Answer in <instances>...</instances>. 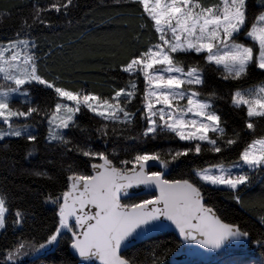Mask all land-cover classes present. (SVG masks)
I'll return each instance as SVG.
<instances>
[{
    "label": "snow or ice",
    "instance_id": "snow-or-ice-1",
    "mask_svg": "<svg viewBox=\"0 0 264 264\" xmlns=\"http://www.w3.org/2000/svg\"><path fill=\"white\" fill-rule=\"evenodd\" d=\"M111 6L123 27L135 21L139 33L150 31L152 37L147 43L135 37L138 47L117 66L129 79L107 94L76 87L42 67L55 49L49 45L41 55L35 33L54 29L46 17L50 12L71 24L67 18L76 0H52L47 7L34 3L13 36L0 40V141H25L26 158L41 150L54 153L51 168L25 174L52 178L59 161L66 189L43 196L53 208L54 224L38 238L25 231L35 219L23 206L28 188L14 192L0 185V264H45L62 243L73 251L74 264H139L142 253L124 254L130 246L173 227L183 238L177 248L196 245L228 253L232 246L254 244L261 259L243 256L224 264H264V215L256 231L228 221L206 200L210 190L227 191L251 209L255 204L241 193L264 184V133L256 131L257 121H264V80L252 82L253 73L264 76V0H112ZM210 70L230 86L233 111L243 114L239 127L222 117L216 93L205 92ZM37 87L52 95L42 102L45 107L35 100ZM133 101L140 104L135 112L129 109ZM81 114H91L98 126L82 127ZM140 121L141 131L131 135ZM38 123L47 128L43 145ZM158 140L180 147L149 150ZM97 141L103 150L94 147ZM233 152L235 159L228 155ZM213 154L224 159L168 178L190 157ZM137 191L143 195L133 199ZM259 206L264 209V199ZM148 251L151 264H162L171 249Z\"/></svg>",
    "mask_w": 264,
    "mask_h": 264
},
{
    "label": "trees",
    "instance_id": "trees-1",
    "mask_svg": "<svg viewBox=\"0 0 264 264\" xmlns=\"http://www.w3.org/2000/svg\"><path fill=\"white\" fill-rule=\"evenodd\" d=\"M52 0H0V14H3V21L0 23V40L12 37L18 29L23 17H27L32 11L34 3L41 7H47ZM211 2V0H208ZM112 0H76V7L71 9V15L67 18L72 21L66 23L63 15L57 16L55 12L46 14L55 25L53 30L39 28L35 35L40 37L43 55L51 45L55 51L51 58L46 60L42 67L51 69L54 74L66 82H74L76 87H86L95 89L105 94L109 93L113 87H121L128 81L127 74L118 70V65L125 61L129 55L138 47L135 39L141 35V43H147L152 37V33H139L136 22L132 27H123V21L113 19L118 9L111 6ZM62 47H58L61 46ZM264 80L258 72L253 73L252 82L258 83ZM230 86L221 83L218 73L210 70L207 77L205 92H215L217 96L216 107L220 110L222 117L227 124L233 128L239 127L243 120V114L233 111L229 101ZM35 100L45 107L43 101H51L52 95L42 87L33 90ZM140 104L133 101L129 109L135 112ZM80 124L82 127L91 130L98 126V121L91 114H81ZM140 121L131 135H137L141 131ZM38 137L43 145V138L46 135V124L38 123ZM257 134L264 133V121H257ZM78 140H83L81 133H73ZM93 139L95 134L93 133ZM8 147L5 148L4 144ZM29 145L19 138H6L0 141V185L7 187L11 191H17L21 186L28 188V193L23 197V206L30 208L35 219L29 220L25 231L43 236L45 231L54 224L53 208L42 202L43 196L48 193L59 194L66 190L65 174L57 167L52 178H39L25 174V170L51 168L50 160H53L54 153L41 150L32 157L26 158ZM46 147V146H45ZM94 147L103 150V145L97 141ZM112 145L109 144V148ZM180 147L179 143L158 140L148 145L149 150H159L166 148ZM232 159L236 158V153L228 154ZM123 158V157H122ZM224 159L220 154L200 157H190L178 168L172 169L168 178H180V173L189 167L206 166L211 160ZM77 162H79L77 160ZM66 171V169H65ZM246 195L241 193L246 202L255 204L254 208L242 207L241 204L231 199L227 191L210 190L206 200L210 205H214L227 216L228 221L243 222L251 225L256 231H261L257 220L260 215H264V209L260 208L259 202L264 199V184L257 182ZM136 197H133L135 199ZM67 239V238H66ZM179 239L174 233H164L154 236L143 242L130 247L124 254L126 256L141 255L139 264H151L149 249L167 248L171 249L162 260V264H170L171 256L180 248ZM252 255L260 257L258 248L253 244L247 248ZM45 264H74V256L71 254L67 243H62L57 249L48 253Z\"/></svg>",
    "mask_w": 264,
    "mask_h": 264
},
{
    "label": "water",
    "instance_id": "water-1",
    "mask_svg": "<svg viewBox=\"0 0 264 264\" xmlns=\"http://www.w3.org/2000/svg\"><path fill=\"white\" fill-rule=\"evenodd\" d=\"M141 195H143V193L140 191H137L134 193L133 197H137V196H141ZM164 233H174L177 236V238L179 239V241L183 239L182 237L179 236L178 231L175 230L173 227V229H170V230H167L164 232L153 233V234H151V236H149L143 240H139V241L135 242L132 246H134L135 244H138L140 242H143L147 239H150L154 236L161 235ZM132 246H130V247H132ZM248 246L244 247V248L232 246L230 248V250H242V249L248 248ZM70 251H71V254L74 256V253L71 250V248H70ZM221 253H223V252L204 250V249L199 248V246H196V245H180V248L171 256L170 264H189V263L196 262V261H202L203 262V261H206L208 259L214 258V257L220 255ZM95 264H99V261H96Z\"/></svg>",
    "mask_w": 264,
    "mask_h": 264
},
{
    "label": "rangeland",
    "instance_id": "rangeland-1",
    "mask_svg": "<svg viewBox=\"0 0 264 264\" xmlns=\"http://www.w3.org/2000/svg\"><path fill=\"white\" fill-rule=\"evenodd\" d=\"M243 256H250L254 259H260L259 257L252 255V252L249 249L245 248V249H242L241 251L229 250L228 253L223 252L220 255H218L214 258L208 259L204 262L196 261V262H193L190 264H224V261H226L228 259L241 258ZM28 259L30 262L31 257H29Z\"/></svg>",
    "mask_w": 264,
    "mask_h": 264
}]
</instances>
